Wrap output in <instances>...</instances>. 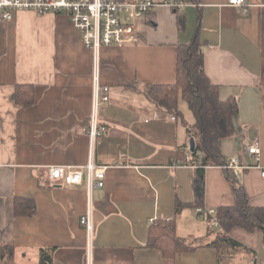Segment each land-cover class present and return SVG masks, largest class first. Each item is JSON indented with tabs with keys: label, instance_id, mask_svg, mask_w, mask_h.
Here are the masks:
<instances>
[{
	"label": "crops",
	"instance_id": "obj_1",
	"mask_svg": "<svg viewBox=\"0 0 264 264\" xmlns=\"http://www.w3.org/2000/svg\"><path fill=\"white\" fill-rule=\"evenodd\" d=\"M187 1L181 10L160 6L141 17L139 45L100 50V82L111 90L99 107L107 131L94 147L95 54L69 16L21 10L0 26V264H255V255L263 264L264 229L232 227L229 235L241 244L223 258L212 244L221 226L200 209L237 204L227 171L249 204L264 208V0H247L246 12L229 0ZM191 46L203 54L219 100L237 103L228 134L217 141L220 164L205 166L203 197L188 131L196 114L189 105L193 122L186 121L182 94L177 110L151 97L153 87L177 83L180 52ZM22 84L34 86L32 103L15 101ZM255 139L259 158L247 150ZM235 156L238 175L226 167ZM91 158L107 170L105 187L91 193L89 236L81 224L87 184L66 185L49 174ZM19 199L31 201V213L17 212ZM174 218L177 235L193 249L167 257L149 230L155 220Z\"/></svg>",
	"mask_w": 264,
	"mask_h": 264
},
{
	"label": "trees",
	"instance_id": "obj_2",
	"mask_svg": "<svg viewBox=\"0 0 264 264\" xmlns=\"http://www.w3.org/2000/svg\"><path fill=\"white\" fill-rule=\"evenodd\" d=\"M194 48L191 46L180 52L177 83L153 87L151 97L155 102L162 103L171 110H177L179 94H182L196 114L197 122L195 125L189 126L188 131L196 140L195 149L191 153L197 167V190L203 197L205 166L220 164L217 141L228 134L227 123L237 111V103L235 100L225 102L219 100L217 88L211 85L205 75L203 54ZM33 88L32 84L18 85L14 94L17 104L32 103ZM200 152L204 154L201 159H199ZM227 176L233 186L237 204L231 207H221L217 210L216 215L209 217L210 222L217 220L221 226L222 232L212 243L219 248L221 257L224 255V250L227 251L230 248L233 253L236 246L241 244L229 235L232 227L243 226L249 230L264 229V208L251 206L238 178L230 171H227ZM30 202L29 199L17 200V212L31 213L33 204ZM21 203L24 205L27 203V207H22ZM177 210H179V206ZM175 220V218L155 220L149 230L152 245L159 248L167 257H174L179 252L193 249L192 242L177 235ZM253 257L255 264L258 263L257 256Z\"/></svg>",
	"mask_w": 264,
	"mask_h": 264
},
{
	"label": "built area",
	"instance_id": "obj_3",
	"mask_svg": "<svg viewBox=\"0 0 264 264\" xmlns=\"http://www.w3.org/2000/svg\"><path fill=\"white\" fill-rule=\"evenodd\" d=\"M233 6L248 10L247 0H229ZM188 4L187 0H0V26L4 21L14 18L15 12L31 10L38 14L48 12L66 13L74 27L79 31L84 45L95 54L93 109L91 112L88 134L94 142L107 131V126L101 123L99 107L110 100V87L102 85L99 77L98 55L104 46H127L142 43L138 28V20L155 7L168 6L181 10ZM173 119L176 117L173 116ZM250 154L259 158L260 142L255 139L247 147ZM181 163V161H178ZM227 168L239 174L242 164L239 157H233ZM107 167L97 166L91 158L83 167L53 166L50 168V178L66 185L87 184L89 205L81 216V224L89 236L93 232V204L91 193L95 188L105 187ZM264 176V171L262 173ZM213 216L215 209H200ZM215 226L218 225L213 220Z\"/></svg>",
	"mask_w": 264,
	"mask_h": 264
},
{
	"label": "rangeland",
	"instance_id": "obj_4",
	"mask_svg": "<svg viewBox=\"0 0 264 264\" xmlns=\"http://www.w3.org/2000/svg\"><path fill=\"white\" fill-rule=\"evenodd\" d=\"M180 107H181L180 109L185 114L186 121L187 122H193L192 119H191L192 115H191L190 110H189V104L183 98L181 99ZM193 120H194V118H193ZM259 253L261 255L262 263L264 264V249L260 248L259 249Z\"/></svg>",
	"mask_w": 264,
	"mask_h": 264
},
{
	"label": "water",
	"instance_id": "obj_5",
	"mask_svg": "<svg viewBox=\"0 0 264 264\" xmlns=\"http://www.w3.org/2000/svg\"><path fill=\"white\" fill-rule=\"evenodd\" d=\"M190 143H191V150L194 151L195 145H196L195 139L194 138H191Z\"/></svg>",
	"mask_w": 264,
	"mask_h": 264
}]
</instances>
